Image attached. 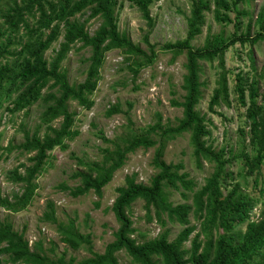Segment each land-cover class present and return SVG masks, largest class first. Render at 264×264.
<instances>
[{"label": "trees", "instance_id": "obj_1", "mask_svg": "<svg viewBox=\"0 0 264 264\" xmlns=\"http://www.w3.org/2000/svg\"><path fill=\"white\" fill-rule=\"evenodd\" d=\"M128 2L137 9L147 27L153 28L150 8L155 0ZM251 2L191 0L185 37L164 43L160 48L171 52L173 58L184 55L185 73L180 86L183 95L181 99H170L171 106L181 109V117L172 125L163 123L160 113H155L152 124L109 140L112 148L102 149L100 160L77 158L81 169L70 174L75 185H59L61 191L73 198L90 191L100 198L102 189L124 165L129 154L139 149H153L151 164L156 173L149 183L137 182L135 174L126 175L123 185L115 189L116 197L110 210L118 227L113 233L114 240L106 244L103 253L92 251L90 235L80 233L74 219L69 218L68 223L59 222L50 201L42 221L55 224L59 241L67 248L73 251L85 248L91 256L78 261L74 257L65 259L63 254L52 257L44 250L42 240L30 246L23 232L14 230L10 222L0 221V254L6 256L7 264H119L116 254L120 251L133 264H264V209L258 220L249 221L256 199L243 192L239 183L233 182L234 176L229 170L232 162L238 161L245 175L260 176L264 166V106L257 103L259 82L255 76L241 71L233 76L232 92L237 105L244 108L245 124L237 129L239 139L234 148L215 149L208 143L211 136L208 119L197 110L203 94L201 62H216L215 88L207 106L208 111L214 113L215 107L231 104L225 52L236 43L251 47L264 40L263 8L256 14L252 34L250 23L246 30L240 28L241 19L249 16L242 6H249ZM118 5L119 0H0V110L4 108L14 114L26 111L37 102L43 105L36 128L31 132L23 128V141L16 145L9 143L4 148L9 152L15 148L31 156L28 164L20 163L8 170L6 179L19 185L20 191L10 196L0 194V208L11 213L26 209L37 189L35 180L44 170L50 152L55 148L66 150L67 142L78 134L73 129L75 112L69 109V103L76 102L86 110L93 106L90 96L100 79L106 52L120 51L129 62L126 70L132 81L141 69L154 63L155 46L148 42L149 33L143 38L147 47L143 50L118 30ZM207 12H212L214 21L220 24L231 23L228 13L234 12L233 32L228 37L208 34L201 47H193L191 42L201 34ZM85 13L88 15L84 21L76 18ZM93 18L99 19L100 24L90 35L86 22ZM55 43L57 49H53V56L47 59L45 54ZM76 44L88 48L90 54L86 59L84 80L71 84L62 63ZM171 94L174 96L175 92ZM120 112L119 105L113 104L105 110V116ZM56 121H59L58 126H54ZM184 134L189 136L196 166L200 168L202 161L212 165V172L196 191L193 190L195 182L183 172L181 162L164 160L167 143ZM102 139L107 142L104 137ZM255 188L264 195V181L258 184L256 179ZM171 190L182 198L190 193L191 203L173 204L169 201ZM138 200L144 203L147 221L154 219L161 227L166 221L181 226L172 240L168 239L169 231L164 230L155 238L136 241L129 209ZM95 206L98 207V203ZM190 215L198 222L197 231L196 225L190 224ZM243 222H246L245 230L240 233L238 226ZM187 242L188 248L185 247ZM50 245L48 251L53 253L55 243L51 241Z\"/></svg>", "mask_w": 264, "mask_h": 264}, {"label": "rangeland", "instance_id": "obj_2", "mask_svg": "<svg viewBox=\"0 0 264 264\" xmlns=\"http://www.w3.org/2000/svg\"><path fill=\"white\" fill-rule=\"evenodd\" d=\"M119 1L120 5L116 9L118 30L126 34L134 44L139 45L143 50L147 49L143 38L149 33L147 35L148 42L155 46L154 63L141 69L136 80L132 81L131 74L126 70V65L129 62L125 61L120 51L106 52L100 69V79L95 91L90 96L93 106L86 110L79 107L76 102L69 103V109L75 112L73 129H76L78 134L72 141L67 142L66 150L55 148L50 152L44 170L35 180L37 189L26 209L11 213L0 208V221L10 222L14 230L23 232L30 246L34 242L42 240L44 250L52 257L63 254L65 259L74 257L78 261L91 255L85 248L76 251L67 248L59 241L55 224L42 221V214L47 202L53 203L59 222L68 223L69 218L74 219V224L79 232L90 235L92 251L101 254L106 244L114 240L113 233L118 227L110 210L116 197L115 189L123 185L126 175L135 174L137 182L147 185L156 173L151 164L153 149H139L128 155L124 165L113 174L112 180L102 189L100 198L92 191L73 198L68 192L61 191L59 185H75L76 181L70 179V174L81 169L78 167L76 159L100 160L101 150L106 147L112 148L109 140H116L121 135L139 131L152 124L155 113H160L163 123L172 125H175L177 118L181 117V109L171 106L170 99L173 97L181 99L183 95L180 86L185 73L184 55L181 54L173 58L171 52L163 51L160 48L164 43L174 42L185 37L186 17L189 15L191 0H155L150 8L153 28L147 27L140 13L130 5L128 0ZM242 7L247 10L249 16L241 19L240 28L244 31L250 23L252 34L256 14L260 9H264V0H252L249 6ZM87 15L88 13L79 14L76 18L84 21ZM228 16L232 22L220 24L214 21L212 12L205 13L202 32L191 42L192 46L201 47L208 34L230 36L234 28L235 13L230 12ZM99 24L100 20L97 18L87 20L88 33L92 35ZM53 49H57V43L53 44L46 52L47 59L53 56ZM89 54V49L80 48V44H76L69 52L62 63L69 83L76 84L84 80L88 64L86 59ZM224 58L225 67L229 72L228 87L231 104L230 106L221 104L215 107L214 113L209 112L207 106L212 90L215 88L218 72L216 62H201L200 77L203 82V94L197 105V110L208 119L207 125L211 136L207 141L215 149L222 146L236 147V142L239 139L237 129L245 127L244 108L237 105L232 92L233 76L238 71L257 78L260 93L257 103L264 106V40L251 47L236 43L228 48ZM172 91L175 92L174 96L171 94ZM113 104H118L121 112L106 117L105 110ZM5 106L6 104H4ZM42 109V103L37 102L26 111L23 110L19 113L10 114L4 108L0 110V194L2 196H10L12 193L20 191L19 185L12 184L6 179V174L8 170L17 167L20 163L28 164L27 159L31 156V154L20 153L15 148L10 152L4 148L9 143L16 145L23 141V128L30 132L36 128ZM58 124L59 121H56L54 126H58ZM42 133L43 130L40 134ZM164 160L167 163L181 162L183 164V172L188 174V179L195 182L194 191L203 186L204 180L212 172V165L206 161H202L200 168L196 166L187 134L167 143ZM229 170L233 173V182L239 183L243 192L256 199L250 211L249 221L258 220L264 209V195H261L255 188V181L258 179V184L264 181V166L261 168L260 176L245 175V170L238 161L232 162ZM19 172H22V169ZM169 201L173 204H190L191 194L186 193V198H182L178 192L171 190ZM95 203H98V207L95 206ZM129 215L135 229L133 237L138 242L155 238L164 230L169 231L168 239L172 240L181 230V226L177 223L166 221V224L161 227L154 219L147 221L144 203L140 200L131 205ZM189 220L191 225H196L197 231L198 222L193 219L192 215ZM245 225L246 222H243L238 226L240 233L244 232ZM51 241L55 243L53 253L48 251ZM185 247H189V242L185 243ZM116 256L119 264H133L123 251L118 252ZM0 262L7 264L6 256L0 254Z\"/></svg>", "mask_w": 264, "mask_h": 264}]
</instances>
